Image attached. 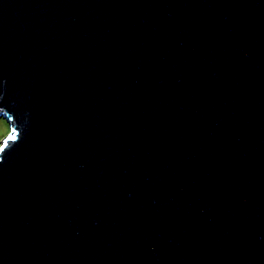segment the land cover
Here are the masks:
<instances>
[{
    "label": "water",
    "instance_id": "95a60500",
    "mask_svg": "<svg viewBox=\"0 0 264 264\" xmlns=\"http://www.w3.org/2000/svg\"><path fill=\"white\" fill-rule=\"evenodd\" d=\"M0 264H264V0H0Z\"/></svg>",
    "mask_w": 264,
    "mask_h": 264
},
{
    "label": "rangeland",
    "instance_id": "374dc122",
    "mask_svg": "<svg viewBox=\"0 0 264 264\" xmlns=\"http://www.w3.org/2000/svg\"><path fill=\"white\" fill-rule=\"evenodd\" d=\"M10 131L11 128L8 121L5 118H0V144L9 135Z\"/></svg>",
    "mask_w": 264,
    "mask_h": 264
}]
</instances>
